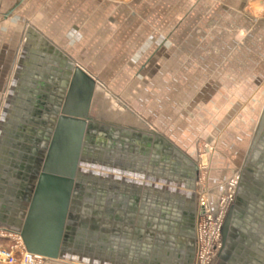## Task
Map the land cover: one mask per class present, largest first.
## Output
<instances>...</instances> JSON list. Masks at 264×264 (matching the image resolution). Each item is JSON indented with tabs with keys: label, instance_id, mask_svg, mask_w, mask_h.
<instances>
[{
	"label": "crops",
	"instance_id": "1",
	"mask_svg": "<svg viewBox=\"0 0 264 264\" xmlns=\"http://www.w3.org/2000/svg\"><path fill=\"white\" fill-rule=\"evenodd\" d=\"M77 1L79 14H88L94 30L108 33L111 41L113 32L126 30L127 25L119 22L122 16L171 17L172 29L168 27L164 31H175L177 16L186 20L197 15H221L220 9L234 8L248 17L243 8L254 0ZM208 1H215V11H209ZM97 17L105 21L103 26ZM91 29L89 26L80 30ZM140 40L143 41L142 37ZM37 47L32 42L25 51L23 65L29 72L25 73V67L20 68L21 75L17 73L19 77L16 75L0 108V226L3 229L17 230L20 182L13 171H22L18 163L24 164V158L18 155L16 136L20 132L22 101L30 95L26 87L37 79L32 71H38V64L45 63L52 65L54 71L64 67V61ZM95 87L96 80L88 112L96 119V136L100 138L88 150L83 166L86 188L80 208L86 213L78 215L69 257L49 264H59L60 260L68 264H196L199 169L195 158L178 140L144 120L123 123L94 116ZM232 105L235 107L233 103L229 110L233 109ZM263 107L264 100L254 121L249 119L251 114L247 121L238 118V128L242 134L246 133L241 137L235 131L233 139L236 138L237 145L233 144L232 151L219 148L210 158L214 162L209 167L206 185L212 211L229 173L237 172L239 179L223 221L221 247L209 264H264V120L250 148Z\"/></svg>",
	"mask_w": 264,
	"mask_h": 264
},
{
	"label": "rangeland",
	"instance_id": "2",
	"mask_svg": "<svg viewBox=\"0 0 264 264\" xmlns=\"http://www.w3.org/2000/svg\"><path fill=\"white\" fill-rule=\"evenodd\" d=\"M208 6L215 11V1ZM79 9L77 0H0V108L32 42L62 64L74 61L96 80L92 114L123 123L141 119L178 140L200 168L198 189L210 206L211 156L219 148L232 151L233 136L246 133L238 118L251 114L254 121L264 100V0L243 8L248 17L234 8L177 16L175 31H164L171 17L122 16L126 30L113 32L111 41ZM96 20L103 26L102 17ZM88 23L92 29L81 32ZM235 174L226 178L216 207Z\"/></svg>",
	"mask_w": 264,
	"mask_h": 264
},
{
	"label": "water",
	"instance_id": "3",
	"mask_svg": "<svg viewBox=\"0 0 264 264\" xmlns=\"http://www.w3.org/2000/svg\"><path fill=\"white\" fill-rule=\"evenodd\" d=\"M94 82L79 65H74L65 105L48 127L44 156L31 160L33 182L22 218L16 223L27 251L52 260L69 257L73 243L78 218L75 213L80 209L86 181L82 167L86 166L82 157L83 140L88 133V110ZM263 120L264 107L250 148Z\"/></svg>",
	"mask_w": 264,
	"mask_h": 264
},
{
	"label": "flooded vegetation",
	"instance_id": "4",
	"mask_svg": "<svg viewBox=\"0 0 264 264\" xmlns=\"http://www.w3.org/2000/svg\"><path fill=\"white\" fill-rule=\"evenodd\" d=\"M63 65V68L54 71L55 69L48 63L42 64V66L38 64L36 67L38 71H32L34 75L37 76L38 81L37 79H33L32 81L30 79L31 86L27 85L28 87H26L30 95L22 101L23 105H21V108L23 109V114L20 116L19 122L20 132H17L16 136V148L19 150V152H17L19 157L24 158L23 161L25 165L18 163V166L20 168L22 167V171H13V176L16 181L19 180L20 182V191L17 194L20 208L18 210L17 216L19 218L17 222L22 218V209L24 208L29 190H31V183L33 182V164L31 160L41 159L44 156L48 141V127L57 119L60 110L65 105L66 92L74 65L69 61ZM22 67L25 66L23 65ZM24 71L25 73L29 72L27 66ZM55 72L60 74L56 76ZM77 99L80 101L79 97ZM78 105L79 104L76 103V106ZM88 115L90 117L88 121V133H86L83 140V152L87 154L88 150L93 147L96 138H98V141L100 138L96 136L98 133L96 131V119L92 117L89 112ZM12 182L13 180L10 181V185H12ZM85 188V184H83V191ZM83 210L84 209L80 208L75 215L78 217L79 213H83Z\"/></svg>",
	"mask_w": 264,
	"mask_h": 264
},
{
	"label": "built area",
	"instance_id": "5",
	"mask_svg": "<svg viewBox=\"0 0 264 264\" xmlns=\"http://www.w3.org/2000/svg\"><path fill=\"white\" fill-rule=\"evenodd\" d=\"M237 177L235 174L227 181L226 191L218 198L215 211H211L206 197L198 189L201 208L196 224V264H209L221 247V228L234 198L233 184L237 185ZM0 238L7 243L3 245L0 242V264H49L54 261L27 251L18 230L2 229Z\"/></svg>",
	"mask_w": 264,
	"mask_h": 264
},
{
	"label": "bare ground",
	"instance_id": "6",
	"mask_svg": "<svg viewBox=\"0 0 264 264\" xmlns=\"http://www.w3.org/2000/svg\"><path fill=\"white\" fill-rule=\"evenodd\" d=\"M21 71L19 70V72H18V74L20 73ZM18 76V75H17ZM20 81V80H19ZM15 86V88H16V85H14ZM14 86L12 87V89L14 88ZM10 102V101H9ZM87 153H85V152H83V154H82V157L83 158H85L84 160H86L87 159ZM234 182H236V179L234 178V180H233ZM233 184V183H232ZM233 188H234V190H235V187H236V185H234L233 184ZM198 197V196H197ZM197 204H198V213L200 212V208H201V205H200V202H199V198H197ZM195 235H196V230H195ZM195 238H196V236H195ZM196 250H197V247H196Z\"/></svg>",
	"mask_w": 264,
	"mask_h": 264
}]
</instances>
